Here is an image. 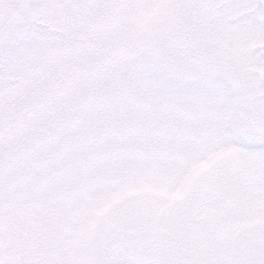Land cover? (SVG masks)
<instances>
[{
    "label": "snow or ice",
    "instance_id": "obj_1",
    "mask_svg": "<svg viewBox=\"0 0 264 264\" xmlns=\"http://www.w3.org/2000/svg\"><path fill=\"white\" fill-rule=\"evenodd\" d=\"M0 264H264V0H0Z\"/></svg>",
    "mask_w": 264,
    "mask_h": 264
}]
</instances>
